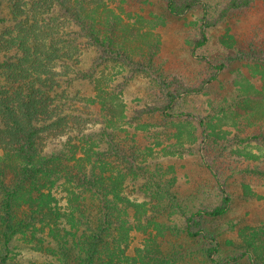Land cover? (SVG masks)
Wrapping results in <instances>:
<instances>
[{
  "label": "rangeland",
  "instance_id": "1",
  "mask_svg": "<svg viewBox=\"0 0 264 264\" xmlns=\"http://www.w3.org/2000/svg\"><path fill=\"white\" fill-rule=\"evenodd\" d=\"M167 1H106L118 17L111 21L120 43L110 56L101 49L81 52L87 62L81 68L97 57L101 76L99 102L90 109V102H84V111L92 118L89 123H95L89 130L108 131L115 143L123 142L143 155L138 165L153 175L150 185L163 186L159 176L170 179L176 203L189 214L218 204V182L227 190L231 199L228 214L201 220L194 228H203L207 240L187 237V220L179 213L161 210L154 214L155 208H149L153 219L167 227L159 243L166 248L163 253L173 255L170 264H212L209 253L220 264H251L253 260L264 264L260 252L257 255L246 247L244 236L249 233L246 227L264 226V179L246 172L247 167H263L264 159V149L250 140L261 125L256 107L264 105V0H253L247 10L227 15L223 11L232 0H201L198 7L177 17L166 9ZM200 29L207 42L193 49ZM134 36L139 37L138 42ZM131 48H135L136 65L119 56ZM222 64L220 71L212 67ZM91 87L92 83L82 81L75 90L86 97L93 94ZM183 89L201 92L180 96ZM168 92L179 95L169 112L164 110ZM248 96L256 101L246 104ZM64 140L49 141L45 152L64 149ZM220 143L228 148L217 158ZM143 173L139 172L147 175ZM141 183L139 179L127 185L129 196L136 205L151 206L154 201L141 194L148 191L149 184ZM65 188L59 181L52 190L53 208L63 214L70 196ZM35 226L31 236L13 237L3 264H60L59 253L68 237L59 230L47 233L45 227ZM34 233L43 235L45 241L37 240ZM140 238L145 241L147 235H138L134 242Z\"/></svg>",
  "mask_w": 264,
  "mask_h": 264
},
{
  "label": "trees",
  "instance_id": "2",
  "mask_svg": "<svg viewBox=\"0 0 264 264\" xmlns=\"http://www.w3.org/2000/svg\"><path fill=\"white\" fill-rule=\"evenodd\" d=\"M106 1L0 0V264L6 261L13 237L31 236L35 225L45 227L47 233L59 230L68 237L59 253L60 264H170L173 255L163 253L166 248L159 243L167 227L153 219L149 208H155L154 214L161 210L179 213L187 220L185 235L199 240L209 239L203 228L195 231L199 221L219 219L230 210L228 192L217 181L218 204L189 214L176 203L170 179L159 176L163 186L150 185L153 175L138 165L143 155L123 142L115 143L108 131L89 130L95 123H89L92 118L84 111V102H90L89 109L99 102V59H90L87 67L81 68L87 62L80 56L87 48L105 50L110 56L119 42L112 25L118 19L110 5L113 0ZM252 1L232 0L224 15L247 10ZM200 4L201 0H168L166 9L177 17ZM133 38L139 41L138 36ZM206 42V33L200 29L193 49ZM121 47L126 45L119 44ZM131 49L119 56L136 65L135 48ZM224 66L212 67L220 71ZM82 81L92 83V95L84 97L75 90ZM193 92L201 89H183L180 96ZM177 96L166 93L164 110L173 109ZM254 101L249 96L244 100L246 104ZM255 111L260 112L261 125L250 140L264 149V105ZM197 124L203 126L201 121ZM64 137V149L45 152L49 141L59 142ZM76 137L78 141H72ZM222 144H218L217 158L227 151V145ZM262 165L258 169L247 167L246 172L264 179V159ZM140 171L147 175H140ZM139 179L141 186L149 184L148 191L141 194L154 201L151 206L136 205L129 196L127 185ZM59 181L70 195L65 214L52 205V190ZM246 228V247L263 257L264 226ZM34 234L37 240L45 241L43 235ZM138 235L147 238L134 242ZM210 255L209 262L220 264ZM251 264L257 263L253 260Z\"/></svg>",
  "mask_w": 264,
  "mask_h": 264
}]
</instances>
